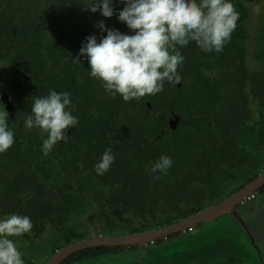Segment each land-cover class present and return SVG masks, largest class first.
Returning <instances> with one entry per match:
<instances>
[{
	"label": "trees",
	"instance_id": "1",
	"mask_svg": "<svg viewBox=\"0 0 264 264\" xmlns=\"http://www.w3.org/2000/svg\"><path fill=\"white\" fill-rule=\"evenodd\" d=\"M254 1L231 0L240 16L222 52L205 53L195 42L177 46L185 57L178 67L179 84L165 81L155 96L125 102L119 94L113 98L101 81L90 76L85 56L74 62L86 37L95 35L99 43L107 35L96 26L99 21L134 34L118 20L125 6L121 0H111V18L99 10L93 13L88 0H0V96L5 93L12 104L9 110L0 98V111L8 112L15 137L14 145L0 154V219L27 215L34 227L22 237L35 239L47 228L59 227L67 203L69 208L83 204L80 194L67 198L68 193H55L59 186L65 190L79 182L98 185V193L87 194L93 201L105 194L97 199L101 200L98 217L111 225L129 224L132 233L179 221L220 198L219 183L237 167L235 138L252 132L253 120L264 115V11L251 33L248 22ZM252 37L257 51L254 62H248ZM53 90L70 94V110L78 124L68 129L66 143L59 142L44 156L46 136L39 129H27L24 121L34 99ZM171 106L179 116L174 130L167 125ZM107 148L115 162L101 176L95 165ZM162 155L173 160L167 175L146 171ZM130 216L133 221L126 222ZM83 236L84 232L70 229L54 250ZM118 249L122 247L85 248L60 264ZM51 251L50 246V256Z\"/></svg>",
	"mask_w": 264,
	"mask_h": 264
},
{
	"label": "clouds",
	"instance_id": "2",
	"mask_svg": "<svg viewBox=\"0 0 264 264\" xmlns=\"http://www.w3.org/2000/svg\"><path fill=\"white\" fill-rule=\"evenodd\" d=\"M121 3L125 6L119 11L118 20L134 34H123L99 21L96 26L107 35L99 43L95 35L86 37L74 62L80 63L79 57L85 56L90 76L101 81L113 98L119 94L125 102L155 96L163 91L165 81H181L178 67L185 57L177 46L182 48L195 42L205 53L222 52L240 16L231 0H121ZM86 4L93 13L99 10L104 17L111 18L114 14L111 0H88ZM70 109L71 98L66 91L53 90L46 97L34 99L31 115L24 124L46 136L42 143L44 156L59 142L66 143L68 129L78 124ZM8 115L6 110L0 111V154L15 143ZM114 162L115 155L107 148L95 165V172L103 176ZM172 166L173 160L162 155L146 171L167 175ZM33 227L27 215L10 214L0 219V264H24L22 252L10 237H21Z\"/></svg>",
	"mask_w": 264,
	"mask_h": 264
},
{
	"label": "rangeland",
	"instance_id": "3",
	"mask_svg": "<svg viewBox=\"0 0 264 264\" xmlns=\"http://www.w3.org/2000/svg\"><path fill=\"white\" fill-rule=\"evenodd\" d=\"M250 10L251 14L248 28L250 29V32L254 34L261 14L264 11V0H256L251 3ZM253 38L254 37L251 39L252 44L247 56L248 62H254L252 57L254 52L257 51V46ZM251 66L255 67L256 64L252 63ZM2 67L3 66L1 65L0 77L3 76ZM262 121L264 122V119H262L261 122ZM257 141L264 142V123H262L256 137L249 141L247 144L248 147H250V145L254 146ZM260 146L261 145L258 146V149H260ZM77 181L78 180L74 179L73 182L77 183ZM83 184L84 185L80 182L72 184L69 189L65 187V190H63L64 187H57V189H59H56L55 193H59L61 196L68 193L67 198H70L75 194H80L84 199H82L83 204L74 205L72 208H69L71 203H67V206H69L66 211L67 215L64 216L62 223L58 225L59 227L47 228L43 232V235H37L36 238L32 240L27 237H22L23 235L21 237H10V239L16 244L17 248L22 252L24 264H44L50 257L48 253L49 247L51 246L52 249L50 252L51 255L59 250L60 248L54 250V247L63 242L64 233L70 229L84 232V238L81 239L93 237L98 234L125 235L132 233L128 228L129 224L127 225L126 223H120L117 221L114 225H111L104 222L102 217H98V203H100L99 201L101 200L97 199H102L105 194L101 195V197L98 196V198L93 201V199L87 194H90L93 197V195L100 191V188L98 185L94 186L91 183H87L88 185H86V183L83 182ZM86 186L89 188H86ZM84 191L86 192L84 193ZM253 195H255V197L251 198L253 205L250 208L251 213L249 212V216H253L254 218L257 209L262 216H264V195L260 196L256 192ZM247 199L244 198L242 201L244 202ZM243 202L240 203V205L245 207ZM101 209L102 207L100 206V210ZM141 211H144V209ZM145 211H147L146 215H149V210L145 209ZM124 212L127 213V210ZM261 214H258L259 217ZM92 215H94L93 218H91ZM112 215L113 214L111 213V217ZM133 219L134 218H131L130 216L125 221L132 222ZM144 223L147 224L149 221L146 220ZM83 224H85L84 227ZM233 225L234 229L236 227L238 231L244 227L238 219L236 220L231 217V219L226 221L224 216H222L219 220L206 227H201L196 223L193 230L179 231L176 234L169 236L170 238L168 237L167 239L155 242V244L149 248L141 247L140 250L137 251L118 249L108 254H101L95 257V259H82L78 262H73L72 264H231L226 262L228 256L235 257L237 252H239L238 256L253 253V249L250 246L248 239L244 237L245 234L243 237L237 235V232H234L231 229L233 228ZM253 225L255 224L253 223ZM102 226L104 229L100 231V227ZM238 239L241 246H239ZM77 240L80 239H75L71 242ZM262 250L264 251V248Z\"/></svg>",
	"mask_w": 264,
	"mask_h": 264
},
{
	"label": "flooded vegetation",
	"instance_id": "4",
	"mask_svg": "<svg viewBox=\"0 0 264 264\" xmlns=\"http://www.w3.org/2000/svg\"><path fill=\"white\" fill-rule=\"evenodd\" d=\"M262 119H264V115L253 120L252 125H251L252 132H249L248 134H245V135L238 134L237 137L235 138L236 140H238V146L236 148L237 151L234 150V152L235 151L237 152V156H238L237 160L234 161V163L238 162L236 165L237 167L232 168L231 176H228L227 178H225L219 183L218 193L221 194V188H222L221 197L218 198L216 201L209 203L207 207L217 204L218 202H220L226 197L234 196L237 192H239L241 189L246 187L248 184L254 182L260 176H263L264 174V142L257 141L256 144H254V146L250 145V147H248L247 145L249 141L252 138L256 137L257 133L259 132L262 123H264L263 121L261 122ZM259 145H261L260 149H258ZM255 192L258 193L260 196L264 195V181L260 186L254 188L248 194V196L246 197V199L247 198L248 199L246 201L243 202L242 200H240L236 204L237 211L243 217V220L245 221V224L248 230H246L245 226L243 227V229H239V231L236 229V227L234 229V225H233V228H231L232 231L237 232V235H240L241 237H243V235L245 234L244 237L248 239L249 244L253 249L252 251L253 253L247 254V255L243 254L241 256L240 255L238 256L239 252H237L235 257L228 256L226 258V262L228 263H231V264H264V251L262 250L264 248V216H262V214L259 212L258 209H257V212L254 218L253 216H249V214L251 213L250 208L253 205L251 198L255 197V195H253ZM241 201L244 203L245 207L240 205V203H242ZM258 214H261V216L259 217ZM222 216H224V219H226V221L228 219H231V217L237 220V218L233 214H231L230 212H226L221 215L215 216L212 219L201 221L198 224L201 227H206L207 225L219 220V218ZM253 223L255 225H253ZM194 226L195 225H191L186 230L191 231L194 229ZM176 233L170 234L166 237L158 238L146 244H134V245L122 247V249L126 251L127 250L137 251V250H140L141 247L149 248L153 244H155V242L157 241L159 242L162 239H167L169 236L174 235ZM238 243H239V246H241L239 239H238ZM104 254H108V252ZM91 259H95V258H91Z\"/></svg>",
	"mask_w": 264,
	"mask_h": 264
},
{
	"label": "water",
	"instance_id": "5",
	"mask_svg": "<svg viewBox=\"0 0 264 264\" xmlns=\"http://www.w3.org/2000/svg\"><path fill=\"white\" fill-rule=\"evenodd\" d=\"M25 80V77H23ZM177 85L179 83H176ZM1 101L4 102V105L7 109L12 108L11 101L8 100L7 95L2 93ZM179 121V116L175 112L173 106L168 110L167 114V125L170 130L176 129L177 123ZM264 181V174L256 179L254 182L248 184L246 187L237 192L234 196L226 197L217 204H214L210 207L204 208L199 212L192 214L186 218H182L179 221L163 225L157 228H151L145 231L130 233L125 235H103L98 234L93 237L86 239H80L74 242H70L64 245L59 250L55 251L44 264H60L65 260L69 255L89 247L95 246H111V247H125L134 244H146L152 242L158 238L166 237L170 234L184 231L189 226L195 225L201 221H206L212 219L215 216L221 215L226 212L233 214L246 230H248L243 217L238 213L236 204L247 197L248 194L256 187L260 186Z\"/></svg>",
	"mask_w": 264,
	"mask_h": 264
}]
</instances>
